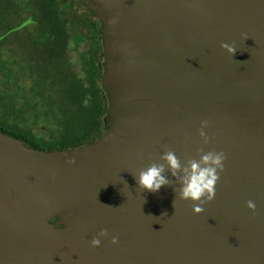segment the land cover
I'll return each mask as SVG.
<instances>
[{
	"label": "water",
	"instance_id": "95a60500",
	"mask_svg": "<svg viewBox=\"0 0 264 264\" xmlns=\"http://www.w3.org/2000/svg\"><path fill=\"white\" fill-rule=\"evenodd\" d=\"M82 1L102 21L107 128L56 150L0 130V264H264V0ZM201 149L227 157L202 213L170 171L139 188L166 151L187 166Z\"/></svg>",
	"mask_w": 264,
	"mask_h": 264
},
{
	"label": "trees",
	"instance_id": "16d2710c",
	"mask_svg": "<svg viewBox=\"0 0 264 264\" xmlns=\"http://www.w3.org/2000/svg\"><path fill=\"white\" fill-rule=\"evenodd\" d=\"M1 1L0 55L5 50L4 47L15 43L23 50L26 59L31 56V59L28 58L27 70L32 75L39 74L37 85L50 90L56 104L54 107L60 114L58 120L61 127L47 140L33 135V127L42 125V119L35 109V101L28 98V92L35 88L24 90L22 84L28 80L13 70L14 59L0 57V78H3V83L0 82V130L41 150L75 148L89 142L90 138L97 137L104 129L103 117L108 110L100 82L101 59L104 54L102 39L99 41L101 54L98 69L95 67L96 60L93 59L83 70L84 77L71 60L70 52L77 30L82 31L83 26L93 30L84 15L83 7L90 9L89 6L82 0H78V3L76 0H23L22 6H12L15 3L11 0ZM14 12L21 17L16 26H11L10 20ZM27 14L35 17V32L26 26L29 17L23 21ZM99 32L101 35V28ZM39 38H43L44 42L37 51L34 48ZM78 52L76 47L73 53Z\"/></svg>",
	"mask_w": 264,
	"mask_h": 264
},
{
	"label": "clouds",
	"instance_id": "9594fccd",
	"mask_svg": "<svg viewBox=\"0 0 264 264\" xmlns=\"http://www.w3.org/2000/svg\"><path fill=\"white\" fill-rule=\"evenodd\" d=\"M222 47L229 53L234 55L237 51L234 45L228 43L222 44ZM243 63V62H241ZM208 126V121L202 122L200 129V135L208 141V136L204 131V128ZM201 158L199 160L191 159L188 161L187 166L181 164L180 159L177 157L174 151H166L160 159L163 163H152L149 167L141 170L138 176H134L137 179L139 188L150 192H158L163 186L170 185V181L165 173L171 172L173 177H177L179 184L180 198L184 200H192L193 210L196 214H200L204 211L202 205L212 201L216 195V185L220 180V172L224 170V161L227 159L224 152L209 151L207 153L200 150ZM70 164H75V159L68 161ZM249 209L256 210V204L254 201L249 200L247 202ZM111 207V206H109ZM107 230H102L99 236H107ZM118 238L113 237L112 243H118ZM94 247L101 245V240L93 238L91 241Z\"/></svg>",
	"mask_w": 264,
	"mask_h": 264
},
{
	"label": "rangeland",
	"instance_id": "374dc122",
	"mask_svg": "<svg viewBox=\"0 0 264 264\" xmlns=\"http://www.w3.org/2000/svg\"><path fill=\"white\" fill-rule=\"evenodd\" d=\"M11 1L15 3L12 4V6H22L23 3V0H11ZM1 3L2 1L0 0V4ZM28 16L30 15L29 14L25 15L23 17V21ZM20 17L21 15H19L17 12H14L10 20L11 26L15 25ZM36 41L38 44L36 45L34 50L39 51L40 48L43 46L42 43L44 42V39L39 38ZM84 45H85L84 48L88 47L89 42H86ZM13 48H16L18 52L13 53V56H17V59L15 60L13 58L14 61L12 68L13 70L17 71L21 75L25 76V78H27L28 82L27 83L24 82L22 84V86L24 85L23 87L24 90L28 91V89H30L31 87L35 88L34 90L28 92V98H32L33 101H35V109L38 110V113L42 119V121L40 122L42 123V125H44V126L35 125L33 127V135L35 137L42 138V140H47L49 139V136L51 134L57 133V130L59 129V127H61V124L58 120L60 114L57 111V109L54 107L56 104L53 97L51 96L50 90L47 87L44 88L42 86L37 85V82H39L38 79L40 77L39 74L32 75L30 70H27L28 69L27 65H29L28 58L31 59L30 55L26 59L25 53L20 47H18V45H14V46L10 45L8 47H4L5 50H3L2 55H0V57L3 59L10 58ZM70 52L73 54V50H71ZM77 66L78 68H80L79 62ZM1 81H3V78H0V82Z\"/></svg>",
	"mask_w": 264,
	"mask_h": 264
},
{
	"label": "flooded vegetation",
	"instance_id": "af4514ba",
	"mask_svg": "<svg viewBox=\"0 0 264 264\" xmlns=\"http://www.w3.org/2000/svg\"><path fill=\"white\" fill-rule=\"evenodd\" d=\"M76 3H78V0H76ZM83 8H84V12H85L84 15L88 19V23L93 26V30L85 29V27L83 26V28L81 29L82 31L77 30L76 33H75V31H73V33H75V34H74V37L72 40V48H71L73 50V52L76 49V47L79 49L78 54H74V53L72 54L71 60L74 62V64L76 66L78 65V62L80 63L81 69L80 68L79 69L81 70L80 74L82 77H84L83 70L86 68V65L92 63L93 59L96 60L95 67L98 69V65H99L98 60H99V57L101 54V47H100L99 41H100V38L102 39V36H101L102 31H101V35L99 32V28H101V26H102L101 19L99 17L98 18L94 17L93 12L91 11L92 9L90 7L89 8L91 10L87 9L86 7H83ZM28 17H29V22L26 23V26L28 28H30V30L32 32H35L36 31L35 27L37 25L35 17L31 16V14ZM30 19H32V21ZM79 38H82V40L79 41L78 40ZM86 42H89V46L86 47L87 49L84 48V46H85L84 44ZM14 45H16V44L15 43L11 44V46H14ZM102 46H103V43H102ZM103 50H104V48H103ZM14 52H18L16 48H13L10 58H14L16 60L17 56H13ZM103 57H104V54H103L102 59H101V64L103 61ZM102 72H103V70H102ZM97 81H98V79L96 78V82ZM100 82H101V79H100ZM41 126H44V125H41ZM103 126H104L103 127L104 129L99 135H101L104 132V130L107 128V124H105L104 120H103Z\"/></svg>",
	"mask_w": 264,
	"mask_h": 264
},
{
	"label": "bare ground",
	"instance_id": "6f19581e",
	"mask_svg": "<svg viewBox=\"0 0 264 264\" xmlns=\"http://www.w3.org/2000/svg\"><path fill=\"white\" fill-rule=\"evenodd\" d=\"M100 136H101V135L97 136L96 138H90V139H89V142H93V141H95V140H96L97 138H99ZM89 142H85V143H89ZM85 143H84V144H85ZM81 146H82V145H81Z\"/></svg>",
	"mask_w": 264,
	"mask_h": 264
}]
</instances>
